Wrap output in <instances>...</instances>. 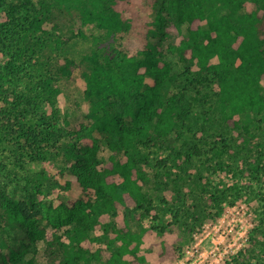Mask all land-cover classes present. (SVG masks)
Instances as JSON below:
<instances>
[{
	"label": "trees",
	"instance_id": "16d2710c",
	"mask_svg": "<svg viewBox=\"0 0 264 264\" xmlns=\"http://www.w3.org/2000/svg\"><path fill=\"white\" fill-rule=\"evenodd\" d=\"M118 1L0 0V55L7 58L0 59V233L12 241L5 242V262L145 264L135 225L150 203L134 150L145 140L164 141L187 117L184 95H167L175 79L161 48L167 38L177 37L168 48L217 85L223 120L239 127L236 116L264 113V0H154L158 42L105 58L96 51L78 60L60 54L85 36L87 23L109 33L128 28ZM78 77L85 86L74 109L90 122L68 128L65 118L41 108ZM95 130L111 150L103 163ZM49 158L58 161L54 173L31 169V161ZM40 240L43 262L24 260L26 252L38 253ZM159 245L160 261L175 257L174 246Z\"/></svg>",
	"mask_w": 264,
	"mask_h": 264
},
{
	"label": "rangeland",
	"instance_id": "374dc122",
	"mask_svg": "<svg viewBox=\"0 0 264 264\" xmlns=\"http://www.w3.org/2000/svg\"><path fill=\"white\" fill-rule=\"evenodd\" d=\"M154 2L119 0L115 8L120 18L129 23L128 28L109 33L95 23H87L85 36L70 40L60 54L78 60L96 51L105 58L121 52L133 54L158 42L159 36L152 32ZM177 42V37H170L161 43L175 78L166 91L167 95H184L187 117L179 120L176 131L164 141L145 140L134 150L146 178L141 183L142 191L150 203L149 212L135 225L142 233L140 251L145 264H174L179 260H183L180 264H264V113H252L250 118L236 116L239 127L223 120L216 100L217 85L212 80H202L199 66L168 48ZM0 59L2 63L7 61L1 55ZM18 64L24 72L20 62L16 68ZM34 72L40 73L36 69ZM68 86L41 110L61 121L65 118L68 128H74L80 121L90 122L74 109L75 101L83 100L85 83L78 77ZM94 135L99 138L98 157L106 162L111 154L107 138L98 130ZM57 163L49 158L31 161L30 167L54 173ZM53 192L61 195L57 188ZM12 194L21 198L19 189ZM46 228L52 230L50 226ZM56 232L63 235V228ZM93 235L100 236V231ZM161 241L176 248L173 259L159 260L156 249ZM5 242L12 241L0 233V264H20L3 261ZM44 247L45 242L40 240L38 253L28 251L24 260L37 257L43 262Z\"/></svg>",
	"mask_w": 264,
	"mask_h": 264
},
{
	"label": "built area",
	"instance_id": "2783aa9c",
	"mask_svg": "<svg viewBox=\"0 0 264 264\" xmlns=\"http://www.w3.org/2000/svg\"><path fill=\"white\" fill-rule=\"evenodd\" d=\"M180 262H176L174 264H180V263H183V260H179Z\"/></svg>",
	"mask_w": 264,
	"mask_h": 264
}]
</instances>
